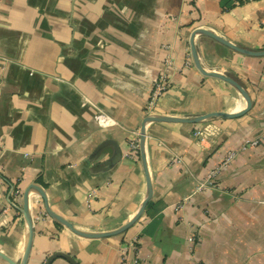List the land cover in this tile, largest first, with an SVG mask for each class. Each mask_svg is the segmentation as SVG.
Here are the masks:
<instances>
[{"label": "crops", "instance_id": "obj_1", "mask_svg": "<svg viewBox=\"0 0 264 264\" xmlns=\"http://www.w3.org/2000/svg\"><path fill=\"white\" fill-rule=\"evenodd\" d=\"M198 27L264 50V0H0V249L23 256L28 229L21 207L32 183L44 188L54 212L82 230L109 231L134 217L147 179L141 150L129 143L147 116L164 45L172 47L176 67L155 113L193 117L247 106L228 81L185 66ZM195 44L206 69L247 89L251 108L238 117L148 123L153 195L120 234L73 232L31 189L28 264H47L58 251L78 264H122V245L132 238L136 264H264V136L201 188L230 148L264 135V55L205 34ZM100 112L112 122L101 125ZM198 129L209 131L205 141ZM107 139L122 151L115 164L114 143L99 148ZM50 264L73 263L56 256Z\"/></svg>", "mask_w": 264, "mask_h": 264}, {"label": "water", "instance_id": "obj_2", "mask_svg": "<svg viewBox=\"0 0 264 264\" xmlns=\"http://www.w3.org/2000/svg\"><path fill=\"white\" fill-rule=\"evenodd\" d=\"M197 34L209 35V36L217 39L218 41H220V42H222V43H224V44H226V45H228V46H230V47H232V48H234V49H236L242 53H246V54H250V55H264V50H250V49L240 47L239 45L234 44L233 42L226 39L225 37L213 32L207 28H204V27L196 28L193 31L192 36H191V40H190L191 55H192V58H193V61H194V64L196 65V67L202 73H204L206 75L219 77L221 79L228 81L230 84H232L246 98L247 106L238 112L213 111V112H209V113H206L203 115L193 116V117L162 115V114H157V113L147 115L145 117L143 125L141 127V139H140V150H141L142 160H143V164H144L146 179H147V196L144 199V201H143L141 207L139 208V210L137 211V213L134 215V217L132 219H130L127 223L123 224L122 226H120L116 229L109 230V231H86V230L79 229L71 221L64 218L60 214L54 212L48 205V199H47V195H46L44 188L37 185L36 183H32L24 191V205H23V207H21V211L23 212V214L25 216L26 223H27V229H28L26 247H25L23 256L20 260H16L13 257H11L10 255H8L6 252H4L2 249H0V261L1 262H3L4 264H28V262H29V257H30V253H31L33 241H34V218H33V215L31 213L30 207H29V192L31 189L35 188L39 192L41 197L44 199L45 207H46L48 214L50 216L56 218L62 224L67 226L69 229H71L73 232H75L79 235L85 236V237H93V238H100V237H106V236L120 234V233L126 231L128 228H130L140 218V216L142 215V213L144 212V210L146 208L148 201L151 199V197L153 195V184H152V179H151L148 164H147L146 148H145L146 126L148 123H150L151 121L202 122L204 120H207L210 118H217V117H222V118L238 117V116H241L244 113H246L251 108L252 99L250 97V94L248 93L247 89L240 82H238L232 76H230L226 73H223L222 71L208 70L202 65L199 54H198V50H197V47L195 44V36ZM107 143H114V145H115L116 151H115L114 156L110 160V162L112 164H115L122 158V151L120 149V146L113 139H107L106 141H104L103 143L100 144L99 148L104 146ZM56 256L65 257L66 259L71 261V263L78 264V262L74 259V257H72L68 253L61 252V251H58L54 255H52L50 257V259L47 261V264H50V262Z\"/></svg>", "mask_w": 264, "mask_h": 264}, {"label": "built area", "instance_id": "obj_3", "mask_svg": "<svg viewBox=\"0 0 264 264\" xmlns=\"http://www.w3.org/2000/svg\"><path fill=\"white\" fill-rule=\"evenodd\" d=\"M164 48L167 50V55L164 57L163 60V68L160 72L157 79L154 81L152 86L151 92L149 94L147 104H146V112L147 115L155 113V109L158 105L159 100L161 97L169 90L171 83H172V74L176 67L174 63V59L172 56V47L170 45H164ZM194 63L191 52L188 53L185 59V66H192ZM96 119L99 121L101 125L110 124L112 121L104 112H100L96 115ZM209 131L207 129H198L195 131V135L199 138L200 141H205L209 136ZM264 135H258L251 139H248L239 147L230 148L219 165L215 167L211 173L209 174L208 178L202 183L201 188L214 185V181L218 175V172L229 166L243 151L248 149L250 146L258 145ZM140 139H141V130L134 131L133 137L130 139V149L132 151H139L140 150ZM17 192H20L17 189ZM90 194H94L91 192ZM40 216V215H39ZM188 241L190 242L191 248L192 245L196 241V234L191 233L188 237ZM122 252V264H136L140 260L139 249L137 247V238L127 239L121 248ZM146 264H154L151 261H147Z\"/></svg>", "mask_w": 264, "mask_h": 264}, {"label": "trees", "instance_id": "obj_4", "mask_svg": "<svg viewBox=\"0 0 264 264\" xmlns=\"http://www.w3.org/2000/svg\"><path fill=\"white\" fill-rule=\"evenodd\" d=\"M241 1V0H240Z\"/></svg>", "mask_w": 264, "mask_h": 264}]
</instances>
